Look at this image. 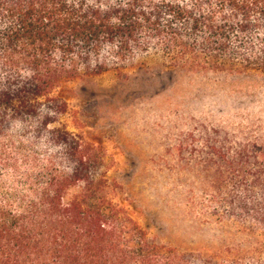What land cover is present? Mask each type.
Instances as JSON below:
<instances>
[{"label": "trees", "instance_id": "16d2710c", "mask_svg": "<svg viewBox=\"0 0 264 264\" xmlns=\"http://www.w3.org/2000/svg\"><path fill=\"white\" fill-rule=\"evenodd\" d=\"M151 51L264 72V0H0V264H187L110 197L105 151L55 94ZM218 151V212L263 238L264 145Z\"/></svg>", "mask_w": 264, "mask_h": 264}, {"label": "rangeland", "instance_id": "374dc122", "mask_svg": "<svg viewBox=\"0 0 264 264\" xmlns=\"http://www.w3.org/2000/svg\"><path fill=\"white\" fill-rule=\"evenodd\" d=\"M55 94L70 130L105 151L110 197L150 239L187 264H264L262 237L221 217L214 187L219 148L264 145V72L180 69L151 51Z\"/></svg>", "mask_w": 264, "mask_h": 264}]
</instances>
